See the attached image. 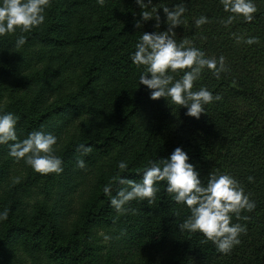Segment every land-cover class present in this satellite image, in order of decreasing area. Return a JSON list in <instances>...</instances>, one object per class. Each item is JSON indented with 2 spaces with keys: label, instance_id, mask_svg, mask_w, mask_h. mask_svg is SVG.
Segmentation results:
<instances>
[{
  "label": "trees",
  "instance_id": "16d2710c",
  "mask_svg": "<svg viewBox=\"0 0 264 264\" xmlns=\"http://www.w3.org/2000/svg\"><path fill=\"white\" fill-rule=\"evenodd\" d=\"M114 1L116 10L110 15L108 25L95 27L86 16L90 9L83 7L79 17L69 26L73 42H93L110 33L113 48L109 64L112 79L118 85L108 96L106 105L113 127H123L122 134L125 135L132 129L126 120L142 105L149 109L150 129L145 143L154 147L153 156L136 169L130 164L123 171L116 167L112 177L122 176L140 182L143 172L150 167L149 161L167 159L175 148L180 147L189 156L188 162L195 167L204 185L210 173L230 175L256 205L253 211L242 212L247 220H237L233 216L232 223L246 226L247 232L240 235L238 245L223 254L211 241L202 242L205 240L203 234L179 229L190 211L167 193L166 181L158 182L155 203L149 205L146 200L131 203V208L136 211L135 214L129 212L127 228L130 244L137 248V264H264V0H253L258 11L251 23L237 17L227 27L222 21L231 13L224 11L220 0H152V5L144 10L155 8L159 12V28L155 27V19L146 22L141 19L142 10L136 0ZM53 6H57L54 10L57 17L65 10L63 4ZM176 6L186 9L181 25L175 29L177 43L186 39L190 42L187 46L200 49L206 58H225L227 71L222 72L219 79L205 69L194 84V91L204 87L214 96L222 97L205 105L206 113L199 120L186 116V108H179L164 98L150 99V90L139 82L144 69L137 67L131 59L143 32L167 30L162 9ZM201 16L207 17L209 22L197 27L195 21ZM65 17L63 13L58 19ZM137 21L141 23L140 28L134 27ZM41 35L40 39L53 40L48 35ZM60 35L52 34L53 37ZM237 37L245 40L256 37L259 43H237ZM96 68L94 61L88 63L84 70L87 81L93 79ZM182 74L175 78L179 79ZM113 130L110 128L100 141H95L101 150H107L116 139ZM111 178L98 186L95 200L87 205L65 239L60 238L45 203L38 204L29 219L17 216L18 198L15 190H11L0 245L13 235L21 234L32 246H43L54 260L64 264H92L87 233L95 220L112 211L110 199L122 186L113 182L111 196H106L103 188Z\"/></svg>",
  "mask_w": 264,
  "mask_h": 264
},
{
  "label": "rangeland",
  "instance_id": "374dc122",
  "mask_svg": "<svg viewBox=\"0 0 264 264\" xmlns=\"http://www.w3.org/2000/svg\"><path fill=\"white\" fill-rule=\"evenodd\" d=\"M61 4L66 16L63 20L58 19L63 13L57 17V6H53ZM83 7L90 9L86 16L98 28L108 25L116 3L105 0L100 6L97 0H51L44 23L23 33L26 43L22 47L15 46L19 30L0 36V115L12 113L16 117L19 140L33 131L54 135V154L63 161L62 173L41 175L23 160L16 162L9 155L8 144L0 145V213L15 190L16 215L29 219L35 207L45 203L61 239L73 231L84 209L95 200L98 186L112 177L119 162L136 169L155 152L145 143L150 129L147 105L126 120L132 126L130 132L123 135V127H113L106 106L108 96L118 88L109 64L113 42L110 33L93 42L72 41L69 26ZM55 33L61 35L53 37ZM43 34L53 40L40 39ZM90 61L97 68L93 79L87 81L84 70ZM110 128L117 137L107 150H101L95 141ZM80 145L90 147L91 152L84 155L78 151ZM78 160L84 161V168L77 166ZM129 215L113 208L91 224L86 243L92 264H137V248L128 238ZM2 231L3 220L0 237ZM0 264L64 263L49 257L43 246H32L23 235L15 234L0 245Z\"/></svg>",
  "mask_w": 264,
  "mask_h": 264
},
{
  "label": "clouds",
  "instance_id": "9594fccd",
  "mask_svg": "<svg viewBox=\"0 0 264 264\" xmlns=\"http://www.w3.org/2000/svg\"><path fill=\"white\" fill-rule=\"evenodd\" d=\"M104 6L105 0H97ZM141 8V19L149 21L155 19L156 28L160 27L161 16L152 8V0H136ZM225 12L231 13L222 21L225 27L231 25L237 17H243L245 22L251 23L254 14L258 11L253 0H220ZM51 6V0H2L0 2V36L21 33L16 39V48L26 43L23 33L31 32L45 21L46 9ZM167 30L156 32H143L136 51L131 57L137 67L144 71L139 76L140 85L150 90V99L156 101L164 98L168 102L186 108V116L200 119L205 114V105L222 99L220 95H213L207 88L201 87L194 91V84L201 78L202 72L207 69L219 79L220 74L227 71L225 58H206L203 51L187 46L188 40L177 43L175 29L182 23L181 17L186 11L183 6L173 9L164 7ZM155 13V15H153ZM208 18L201 16L195 23L197 27L208 23ZM141 27L140 21L134 25ZM243 41L248 45L258 44L256 37H237L236 42ZM183 73L179 79L175 77ZM17 119L12 113L0 115V145H9V155L16 162L21 160L41 175L60 174L63 172V161L54 154V145L57 138L43 131H33L27 138L19 140L16 133ZM11 142V143H10ZM78 151L84 155L91 152L90 147L80 145ZM189 156L180 147L175 148L169 158L159 162L149 161L142 174L140 182L127 177H112L109 184L103 188L106 196H111L112 183L124 185L116 196L110 199L111 206L117 213L124 215L129 212L135 214V209L130 207L133 201H147L149 205L155 203L159 188L158 182L166 181V191L177 204H184L190 215L179 225L181 231L199 232L205 240L211 241L217 250L223 254L229 253L232 248L240 243V235L246 234L247 228L240 223H232L233 216L237 220H247L242 212H251L255 202L245 194L243 187L236 179L227 174L217 175L210 173L207 184L204 185L199 178L195 167L188 162ZM77 166L85 167L83 160L77 161ZM124 161L119 162L118 168L126 170ZM249 177V181H252ZM17 182H19L17 180ZM8 210L0 213V221L7 220ZM107 239V237H105Z\"/></svg>",
  "mask_w": 264,
  "mask_h": 264
}]
</instances>
